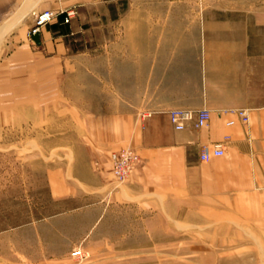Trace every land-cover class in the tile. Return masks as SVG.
I'll list each match as a JSON object with an SVG mask.
<instances>
[{
    "label": "crops",
    "instance_id": "crops-1",
    "mask_svg": "<svg viewBox=\"0 0 264 264\" xmlns=\"http://www.w3.org/2000/svg\"><path fill=\"white\" fill-rule=\"evenodd\" d=\"M101 1L0 0V123L57 128L40 209L30 185H0L23 192L7 206L0 197V264H72L73 248L94 254L118 220L153 239L172 224L195 227L219 263L264 264V53L246 26L210 20L209 9L138 8L122 17L118 45L87 54ZM70 8L69 23L54 18L31 44L33 13ZM172 109H206L210 120L175 131ZM217 142L224 154L202 161L201 146ZM127 146L139 162L117 185L109 154Z\"/></svg>",
    "mask_w": 264,
    "mask_h": 264
},
{
    "label": "rangeland",
    "instance_id": "rangeland-1",
    "mask_svg": "<svg viewBox=\"0 0 264 264\" xmlns=\"http://www.w3.org/2000/svg\"><path fill=\"white\" fill-rule=\"evenodd\" d=\"M138 8L209 9L208 18L210 20H232L235 23H240L242 29L246 26L249 39L256 41L252 50L256 54L264 53V0L101 1L96 5L97 15L90 17L89 23L95 27L87 35V41H91V46L89 47V42H87V48L82 50L87 54L104 55L102 52L105 41H113V47L118 45L122 17H126L128 13L135 14L134 11ZM31 17L33 25V16ZM32 45L35 46V44ZM103 65L102 60V68ZM13 124L0 123V185H30L34 209H40L39 203L46 199V190L42 187L45 183L43 171L57 164L55 157L57 150L52 143L56 136V123L48 125L32 123V127H19V125L14 126ZM62 132H64L66 141H70L69 144H71L74 133L72 123H65V128L61 129ZM131 149L135 151L133 148ZM65 162L67 163L69 160H65ZM112 180L115 184L121 185L115 182L113 177ZM18 194H23L19 188H0L2 206L7 204L6 202L3 204L4 200ZM51 210L52 208H50ZM101 227V230L97 232L99 237L105 235V225L102 224ZM127 232L129 238L122 240L121 234L124 235ZM106 234L109 236L108 232ZM160 235V239H153L152 233H148L144 225L138 223L137 220L132 223L126 222L123 225L118 220L116 224H113L111 240L105 241L100 238L95 241L94 254L77 246L72 249L69 259L72 264H221L216 249L210 244L211 241L202 236L198 228H185L182 225L172 224L171 232L162 231ZM75 250H79L83 255L82 261L78 262L73 256Z\"/></svg>",
    "mask_w": 264,
    "mask_h": 264
},
{
    "label": "built area",
    "instance_id": "built-area-1",
    "mask_svg": "<svg viewBox=\"0 0 264 264\" xmlns=\"http://www.w3.org/2000/svg\"><path fill=\"white\" fill-rule=\"evenodd\" d=\"M63 15V22L65 24L74 17L75 10L73 8L52 11L46 10L42 12L33 13V25L29 31V37L32 44L34 42V36L38 35L40 29L45 27L54 18ZM235 114L241 119L243 123H247L248 118L246 112L236 111ZM167 116L170 124L175 131H183L188 127L195 129L206 127L210 120V112L206 109L198 111L189 109H172L167 112ZM233 122H227V125H232ZM226 140V139H225ZM224 154V144L222 142L210 143L202 145L200 148V159L202 161L210 159L212 157H220ZM110 171L115 182L123 184L129 175L135 170L139 158L135 151L131 148H122L118 151L111 152L109 155ZM73 256L78 260L82 261L83 255L79 250L73 252Z\"/></svg>",
    "mask_w": 264,
    "mask_h": 264
},
{
    "label": "water",
    "instance_id": "water-1",
    "mask_svg": "<svg viewBox=\"0 0 264 264\" xmlns=\"http://www.w3.org/2000/svg\"><path fill=\"white\" fill-rule=\"evenodd\" d=\"M33 38L38 43V35L34 36Z\"/></svg>",
    "mask_w": 264,
    "mask_h": 264
}]
</instances>
